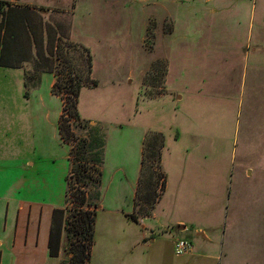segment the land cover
<instances>
[{"label": "rangeland", "instance_id": "1", "mask_svg": "<svg viewBox=\"0 0 264 264\" xmlns=\"http://www.w3.org/2000/svg\"><path fill=\"white\" fill-rule=\"evenodd\" d=\"M2 1L7 2L0 10V20L3 22L7 21L8 11L29 10L31 13L27 21L29 27L20 40L23 45L26 43L31 46L36 41L42 43V48L35 47L31 56L29 55L31 60L22 65L26 74L41 78V69L36 68L49 57L54 63L53 73L63 83L72 77H89V82L82 91H94L88 94L87 91H81L80 110L82 113H91L95 118H105L109 123L105 120L94 122L84 119L79 112L81 119L100 127L106 138L111 132L110 128L127 126L121 133H112L110 152L115 166H122L125 161L133 163L137 155L139 134L132 126L138 130L143 126L145 138L159 133L166 141L165 135L167 136L169 152H166V156L173 154L183 157L188 154L196 161L195 182L199 176L202 177L198 174L202 173L205 186L209 183V192L195 193L193 200H190L192 194L179 196L180 210L188 218L193 215L190 218L194 219V224L197 220L201 222L202 211H205L203 216L208 215L207 202L215 210H220L219 207L224 204L226 219L230 221L245 218L248 214L254 218L255 212L258 218H264V144L257 152L253 151L256 143L254 133L257 129L256 122L251 121L250 100L253 87L249 85V78L246 84L241 80L242 72L234 68L227 57L218 60L216 56L213 58L215 64L206 68L202 65L205 50L201 46V38L207 36L200 32L202 27L214 25L218 28L215 30L224 33H215L213 36L226 38L223 44L225 49L220 53L229 55L232 41L236 37L234 32L239 28L236 22L239 19L235 18L233 5H237L240 0L219 3H209L207 0ZM260 3L264 8V0ZM202 12L206 13L207 18ZM13 30L17 32L15 27ZM175 30L178 31L177 34L174 33ZM251 46L249 43L248 47ZM87 55L92 66L89 75L88 65L85 63ZM173 55L175 58H171ZM173 59L179 61L172 64ZM259 59L264 61L263 53L257 56L252 54L249 62L252 64L253 60ZM204 76H208L207 81L216 91L208 98H192L195 88L200 86L193 80H201ZM40 85L41 82L38 87ZM177 95L183 99H177ZM257 100L264 105V97L255 96L252 103L256 105ZM240 108L244 111L242 117L237 114ZM171 127L181 135L186 134V129H190L189 132H193L195 137L207 139L201 141L184 138L178 144L173 141L170 145ZM74 146L75 144L66 146L70 171V151ZM198 163L201 164L200 169L195 166ZM226 170L230 172L229 186L221 198L220 188L222 189L223 182L218 184L216 193L217 185H210L215 180L211 176L218 174L221 177ZM157 173L160 172L157 170ZM9 185L10 183H6L0 188V201L28 197V193L23 191L6 193ZM58 191L61 197L62 189ZM124 194H128V191ZM217 199L220 201L217 202ZM71 201L68 206L64 204L68 214L74 213L79 207L75 199L71 198ZM145 213L146 207L138 202L133 214L139 219L146 217L142 214L152 215L151 211ZM98 214L99 211L97 217ZM108 217V214L102 213L98 220V233L95 228V262L102 253L103 218ZM193 234L189 227L181 240L192 244L197 240ZM67 242L62 251V262L70 259ZM109 264H117L114 263L113 256H109Z\"/></svg>", "mask_w": 264, "mask_h": 264}, {"label": "crops", "instance_id": "2", "mask_svg": "<svg viewBox=\"0 0 264 264\" xmlns=\"http://www.w3.org/2000/svg\"><path fill=\"white\" fill-rule=\"evenodd\" d=\"M207 1L219 3L228 0ZM260 2L261 0H240L237 5H233L235 18L239 19L236 21L239 28L235 30L236 33L234 32L236 37L232 41L229 55L225 52L220 53L225 49L223 44L226 38L213 36L215 33L224 34L223 32L215 30L218 28L209 24L201 26L203 30L200 31L207 35L201 38V46L205 50L202 65L206 68L215 64L213 58L216 56L218 60L227 57L226 59L232 61L234 68L240 69L242 72L240 77L245 84L249 78V85L253 87L252 98L264 97V61L259 59L253 60L252 64L249 62L252 54L256 56L259 53L264 54V8L260 6ZM202 13L203 16L206 15L205 12ZM174 33L177 34L178 31L175 30ZM249 43L252 44L251 47H248ZM8 47L12 51L10 58L14 65L18 62L20 64L17 67H4L0 62V188L10 183L6 193L24 192L28 193V197L14 198V201H0V264H61L62 251L67 242L66 235L62 238L60 256L52 258L49 255L53 213L64 208L67 177L70 172L66 145L63 144L59 134L63 101L52 92L57 76L45 72L40 78L39 87L27 89L25 84L27 71L21 67L25 62H29L27 51L30 48L31 56L35 48L34 42L31 46L26 43L24 46L22 41H9ZM22 48L26 51L25 62L21 60L22 53L20 57L18 56V50ZM1 56L2 47H0V59ZM178 61L179 59H173L171 63L175 64ZM207 78L208 76H204L201 80H193L200 86L195 88L192 98L204 99L213 96L216 89L209 84ZM84 91L88 94L94 90H83L82 93ZM176 97L179 100L183 99L179 95ZM252 98L251 121L257 124L253 151L257 152L264 144V105H261V99L257 100L255 105L252 103ZM79 112L84 119L94 122L105 120L109 123L107 119L95 118L89 112L82 113L80 103ZM242 113L244 111L240 108L237 114L242 117ZM126 127L110 128L111 132L106 138L103 194L96 221L97 233L99 216L103 213L110 217L103 218L102 253L95 262L94 248L91 264H109V256H113L114 263L117 264H264V218H258L256 212L254 218L253 215L248 214L245 218L230 221L226 219L224 204L219 205L220 210H215L207 202L208 215L203 216L205 211H202L201 222L197 220L194 224V219L190 218L193 215L188 218L180 210L179 196L192 194L190 200H193L195 193H207L210 188L208 182L205 186L202 173L198 174L202 177L199 176L195 182L194 177L197 175L194 173V162L196 161H193L188 154L183 157L173 154L166 156V152H169L166 135L161 162L166 177L164 192L152 210L151 216L140 218L138 223L127 218L126 215L135 212L146 131L143 126L139 130L132 126L139 134L137 155L133 163L125 161L122 166L117 164L115 166L110 152L112 133H121L127 129ZM171 128L173 129L169 134L170 145L173 141L178 144L184 138L201 141L207 139V137H195L193 132H189L190 129H186V134L181 135L175 132L174 127ZM159 132L165 134L163 131L159 130ZM249 154L251 152L247 155ZM195 166H199L200 169L201 164ZM227 170L230 171L228 168ZM227 170L221 177L218 174L211 176L215 180L210 185H217L216 193L218 184L220 181L223 182V187L221 185L222 189L220 188L221 198L229 186L230 172ZM60 188L61 197L58 191ZM126 191L128 194H124ZM178 226H184L185 229L179 231ZM189 227L197 240L192 243L191 252L178 256L174 251L175 243L183 238Z\"/></svg>", "mask_w": 264, "mask_h": 264}, {"label": "trees", "instance_id": "3", "mask_svg": "<svg viewBox=\"0 0 264 264\" xmlns=\"http://www.w3.org/2000/svg\"><path fill=\"white\" fill-rule=\"evenodd\" d=\"M6 5V1L0 0V10ZM7 14L9 15L7 21L0 23V47H2L0 62L4 67H17L20 62L16 65L12 62L10 58L12 51L8 47V43L9 41H20L21 37L25 35L29 27L27 21L31 13L29 10L19 12L12 10L8 11ZM14 27L18 33L14 32ZM34 45L42 48V43L39 41L34 42ZM29 52L30 49L27 51V60L30 59ZM21 53V60L25 62L26 51L24 48L18 50L19 57ZM85 63L88 65L89 75L92 66L88 55ZM41 64L42 67H39ZM53 66L52 59L48 57L44 59L43 63H39L36 69H41L39 71L42 74L45 72L53 73ZM88 78L72 77L63 83L57 76V81L52 90L53 94L63 101V113L59 121L61 140L66 146L75 144L70 151L71 171L67 178L68 189L65 203L68 206L72 203L71 198H73L79 205L71 214H68L66 208L55 210L53 213L49 240L50 257L57 258L60 256L63 235H66L68 241L70 259L61 264H91L97 212L101 209L106 135L102 133L100 127L92 126L90 122L82 120L78 111L81 91L89 82ZM39 83L40 77L26 74L27 89L35 88ZM164 148L165 139L162 134L154 133L145 138L142 172L135 202V209L138 202L146 207L145 214L152 212L166 186V177L161 164ZM153 166L157 168L154 169ZM157 170L160 173H157ZM147 215L142 214V216ZM126 217L135 223L139 222V218L134 214L126 215Z\"/></svg>", "mask_w": 264, "mask_h": 264}, {"label": "built area", "instance_id": "4", "mask_svg": "<svg viewBox=\"0 0 264 264\" xmlns=\"http://www.w3.org/2000/svg\"><path fill=\"white\" fill-rule=\"evenodd\" d=\"M192 244L185 240H177L175 243L174 251L178 256H183L192 251Z\"/></svg>", "mask_w": 264, "mask_h": 264}, {"label": "water", "instance_id": "5", "mask_svg": "<svg viewBox=\"0 0 264 264\" xmlns=\"http://www.w3.org/2000/svg\"><path fill=\"white\" fill-rule=\"evenodd\" d=\"M177 229H178L179 231H181V230H184L185 227H184V226H178Z\"/></svg>", "mask_w": 264, "mask_h": 264}]
</instances>
